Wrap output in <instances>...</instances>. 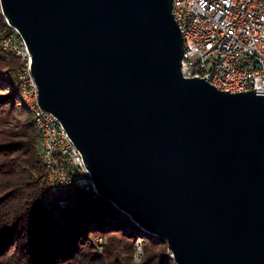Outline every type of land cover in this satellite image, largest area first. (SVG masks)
Instances as JSON below:
<instances>
[{"label":"water","instance_id":"water-1","mask_svg":"<svg viewBox=\"0 0 264 264\" xmlns=\"http://www.w3.org/2000/svg\"><path fill=\"white\" fill-rule=\"evenodd\" d=\"M96 191L176 264H264V94L184 75L172 0H0Z\"/></svg>","mask_w":264,"mask_h":264},{"label":"trees","instance_id":"trees-1","mask_svg":"<svg viewBox=\"0 0 264 264\" xmlns=\"http://www.w3.org/2000/svg\"><path fill=\"white\" fill-rule=\"evenodd\" d=\"M5 26L0 6V264H134L136 236L145 249L138 264H176L163 237L100 193L75 183L58 192L47 186L42 146L23 99L22 61L1 46ZM16 102L24 120L15 117Z\"/></svg>","mask_w":264,"mask_h":264},{"label":"built area","instance_id":"built-area-1","mask_svg":"<svg viewBox=\"0 0 264 264\" xmlns=\"http://www.w3.org/2000/svg\"><path fill=\"white\" fill-rule=\"evenodd\" d=\"M172 12L184 37L185 76L205 78L221 90L264 94V0H172ZM1 46L22 61L23 99L42 146L47 186L58 192L75 183L98 193L80 150L58 118L39 104L30 52L7 20Z\"/></svg>","mask_w":264,"mask_h":264},{"label":"rangeland","instance_id":"rangeland-1","mask_svg":"<svg viewBox=\"0 0 264 264\" xmlns=\"http://www.w3.org/2000/svg\"><path fill=\"white\" fill-rule=\"evenodd\" d=\"M4 19H5V17H4ZM0 92H4V90L0 89ZM19 104H20L19 102L15 103V107H16V109H14L15 110V117L18 120H24L26 113L23 112V108ZM3 107L4 106H1V108H3ZM0 111H2V110H0ZM10 111H12V109H10ZM11 121H14V119H12ZM102 241H103V239L101 237V241H99L100 244H102ZM134 248H135V251H134V255H133V262H134V264H138L142 261V259L145 256L144 238L143 237H140V238L138 236L135 237Z\"/></svg>","mask_w":264,"mask_h":264}]
</instances>
